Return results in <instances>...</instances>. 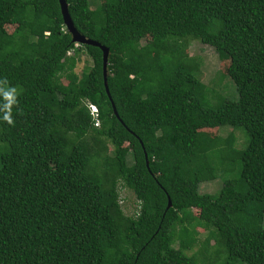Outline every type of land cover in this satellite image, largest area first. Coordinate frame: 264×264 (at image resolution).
<instances>
[{"label": "trees", "instance_id": "obj_1", "mask_svg": "<svg viewBox=\"0 0 264 264\" xmlns=\"http://www.w3.org/2000/svg\"><path fill=\"white\" fill-rule=\"evenodd\" d=\"M65 2L110 99L58 0H0V264H264V0Z\"/></svg>", "mask_w": 264, "mask_h": 264}, {"label": "rangeland", "instance_id": "obj_2", "mask_svg": "<svg viewBox=\"0 0 264 264\" xmlns=\"http://www.w3.org/2000/svg\"><path fill=\"white\" fill-rule=\"evenodd\" d=\"M188 52L189 54L192 55H197L200 57L201 61V67H200V80L203 85H210L212 82H215L216 85V90L220 93V95L227 99V100H232L235 98L234 93L232 90V86L230 84V81L225 78L221 82L220 74H224L226 72V69L229 65V62L226 60H219L218 55L214 50H212L209 47L203 46L199 44L196 41H193L191 44H189L188 47ZM91 61L83 54L81 53L79 55V59L77 62V65L75 67V73L80 76L82 73L83 68L90 66ZM212 80V81H211ZM211 81V82H210ZM215 104L217 103V99H214ZM227 131L221 132V135H225ZM235 137L238 138V143H240L242 140L244 142H247V136L244 134L243 130H236L234 133ZM246 140V141H245ZM244 148V145L241 147V150ZM97 149L99 151H103L104 148L102 146L98 145ZM110 149V148H109ZM221 186V181L220 180H214L212 182H207V183H201L199 185V192L200 193H207V194H213L215 193ZM119 196L121 199L122 207L125 213L128 215L132 213L135 209V196L130 190H127L125 188H120L119 189ZM263 228H264V223H263ZM200 241L205 239L204 233L200 234ZM197 250V247H194L192 252H195ZM236 264H244L241 262H237Z\"/></svg>", "mask_w": 264, "mask_h": 264}, {"label": "water", "instance_id": "obj_3", "mask_svg": "<svg viewBox=\"0 0 264 264\" xmlns=\"http://www.w3.org/2000/svg\"><path fill=\"white\" fill-rule=\"evenodd\" d=\"M58 3H59L60 12L62 15L64 25L72 37L71 42H73L75 44H85V45L87 44V45L95 46V47H98L101 49V51H102L103 86H104V90H105V93L107 94L108 99H110L108 89H107V84H106L107 49L100 46L98 43H96L92 40H89V39L87 40L83 36L79 35L77 33V31L74 29V27L71 23V20L69 18L68 11H67V4H66L65 0H58ZM114 113H115V111H114ZM169 206H170V202L168 201L167 208Z\"/></svg>", "mask_w": 264, "mask_h": 264}, {"label": "clouds", "instance_id": "obj_4", "mask_svg": "<svg viewBox=\"0 0 264 264\" xmlns=\"http://www.w3.org/2000/svg\"><path fill=\"white\" fill-rule=\"evenodd\" d=\"M13 92H15V90L13 89L12 90ZM6 96H7V94H5ZM89 110H90V114H91V116L94 118L95 117V115H96V108L94 107V106H92V105H90L89 106ZM4 119L9 123V124H11V119L8 117V116H5L4 117Z\"/></svg>", "mask_w": 264, "mask_h": 264}]
</instances>
